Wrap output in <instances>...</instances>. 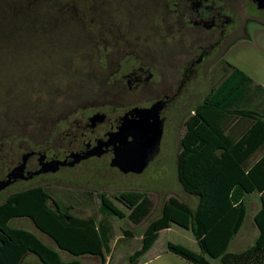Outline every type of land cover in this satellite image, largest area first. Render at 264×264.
Returning a JSON list of instances; mask_svg holds the SVG:
<instances>
[{"label":"rangeland","instance_id":"obj_1","mask_svg":"<svg viewBox=\"0 0 264 264\" xmlns=\"http://www.w3.org/2000/svg\"><path fill=\"white\" fill-rule=\"evenodd\" d=\"M94 1L90 4L92 8L100 6L101 0ZM109 2L114 7L113 10L121 7L118 5L119 2ZM39 4L31 8L32 17L37 11L47 14L54 13L61 9V5L68 6V0H59V4L57 0L55 2L47 0ZM4 7L3 1L0 2V138L23 136L37 144L47 143L52 138L49 137V133L55 127L57 118H62L68 111L80 105L89 106L101 101L98 80L94 75L88 77L91 72L90 61L98 57L99 51H90L84 49L83 46L90 42V37H92L91 41L96 42L102 35L99 33L96 35L97 31L89 32V34L86 31L87 34H85L74 21L75 18H64L68 16V13L58 14L56 22L50 26L44 22L43 25V30L49 32L47 34L50 35L49 38L52 39V35H55L54 41L59 44L60 51H57L54 56V51H44L42 55L48 62H51L52 58L53 61L57 60L56 65L52 67L53 65L46 66L37 61L33 63L31 59L40 60L42 56L29 50L30 46L24 51L20 47L36 44L35 38L40 37L39 33L31 32V30L24 31V33L21 30L8 33L7 28H19L24 25L25 20L5 14L2 11ZM235 14L237 15V12ZM261 20L260 13L246 8L240 22V30L222 59L247 75L254 85L264 88V27L260 23ZM94 21L99 20L94 19ZM110 21L116 20L110 18ZM28 25L38 26L36 23L31 25L29 22ZM155 26L156 31L150 38L151 43L143 44L148 48L146 50V53H149L148 59L160 65L157 68L163 70L168 64L162 59L167 53L163 38L164 18H156ZM38 27L42 28V26ZM153 43H155V51L151 49ZM177 43L174 44L175 47ZM13 45L17 47L16 50L10 49ZM175 54H178L177 48H175ZM86 57L90 59H88V65L87 61L83 60ZM45 60L44 64L47 63ZM217 63L207 70L201 83L194 85V88L201 94L188 98L184 111L186 114L190 113L201 97L219 82L220 69L216 66ZM179 69L180 64L172 63L171 82L173 85L179 80ZM185 120L186 118L175 120L171 131L167 134L168 138L166 137L162 143V153L140 175H123L108 167L107 170L94 169L92 171L62 170L56 175H45L35 182H19L7 192L0 194L1 204L9 193L24 190L35 184L41 185L50 196L49 205L51 207L54 205L53 201L59 203L60 207L70 205L72 206L71 215L80 218L91 217L99 221L103 216L98 210V194H104L110 198L120 210L128 215L129 210L116 202L115 197L127 191L144 192L151 201V210L147 219L140 224L134 225L126 218L123 220L113 217L106 218L110 226L111 238L109 240L110 252L106 254L104 263L99 257L90 255L75 257L58 250L55 244L40 233L27 218L11 219L9 225L33 233L58 252L64 261L75 259L80 261V264H128L129 256L140 247L144 228L148 221L159 215L165 199L175 197L189 205L195 203L192 197L183 191L176 177V156L179 151L180 138L184 133ZM255 199L257 198L254 195L250 197L253 202ZM256 202L258 204L257 200ZM252 212H254L253 209L249 207L242 227L243 232L253 223ZM124 231H127L129 235H126ZM240 239H242L241 235L232 241L228 252H239L250 244ZM167 243L182 245L193 252H199L191 232L173 225L170 229L160 232L159 238L151 250L141 257L139 264H191L167 251ZM207 260L210 264H221L218 259L207 258ZM22 264L42 263L35 255L29 253Z\"/></svg>","mask_w":264,"mask_h":264},{"label":"flooded vegetation","instance_id":"obj_2","mask_svg":"<svg viewBox=\"0 0 264 264\" xmlns=\"http://www.w3.org/2000/svg\"><path fill=\"white\" fill-rule=\"evenodd\" d=\"M2 1L27 4L47 0H0ZM109 1L119 2L121 7L113 10ZM109 1L101 0L100 6L92 8L90 4L93 0H68L69 18H75L85 34L97 31L96 35H102L96 42L91 41L90 37V42L83 46L90 51H99L98 57L90 61L91 72L89 71L88 77L94 75L98 80L101 101L89 106L80 105L62 118H57L55 127L49 133L52 138L47 143L37 144L23 136L0 138V194L19 182H35L45 175H56L62 170L92 171L107 170L108 167L120 173L116 168L110 167L114 157L111 133H117L125 121L141 120L146 124H160L158 157L162 153V143L175 120H187L190 117V113L184 112L187 100L201 94L194 85L202 82L207 70L218 62L216 66L220 69L219 82L227 78L230 64L222 58L240 30L246 8L260 13V23L264 27V10H258L253 0ZM57 3L59 4V0ZM61 13L64 12H60V9L51 14L37 11L32 17L28 10L8 12L10 17L24 18L27 24L23 28H7L8 33L31 30L40 35L35 38L36 44L20 47L24 51L30 46L29 50L42 56L40 60L31 59L33 63L37 61L46 66L57 63V60L46 61L42 54L50 49L56 52L59 44L54 41V34L51 39L47 35L48 30L46 32L41 27L29 26L28 22L33 25L40 19H47V23L50 20L54 23ZM30 18L32 19L29 20ZM110 18L116 21H110ZM156 18H164L165 22L163 38L167 53L162 59L168 64L163 70L157 68L160 65L148 59V48L143 44L151 43L150 38L156 31ZM174 42H178L177 47ZM154 44L151 49L155 51ZM175 48L178 49V54H175ZM10 49L16 50L17 47L13 45ZM86 58L83 60L88 65L90 59ZM44 60L46 64L43 63ZM174 62L180 64L179 80L175 85L171 82V67ZM119 143L120 141L116 146ZM36 187L42 186L35 184L29 188Z\"/></svg>","mask_w":264,"mask_h":264},{"label":"trees","instance_id":"obj_3","mask_svg":"<svg viewBox=\"0 0 264 264\" xmlns=\"http://www.w3.org/2000/svg\"><path fill=\"white\" fill-rule=\"evenodd\" d=\"M3 3L5 14L30 11L34 5H40L39 2ZM60 12L68 13L69 7L61 5ZM64 18L70 19L69 14ZM38 21L37 25L43 28L48 20ZM26 25L24 21L19 28ZM49 51H54V56L60 48ZM176 177L194 205L175 197L165 199L159 215L144 228L140 247L129 256L128 264H139L159 238L160 231L173 225L191 232L199 252L173 243H167L166 249L191 264H210L207 258L218 259L221 264H264L263 87L254 85L242 71L230 66L227 78L193 107L184 123L176 156ZM253 193L259 194L260 202L253 217L258 235L246 249L228 252L246 216V197ZM97 200L103 216L99 221L73 216L71 207H60L55 201L51 207L50 196L43 187L8 195L0 204V264H22L29 253L42 264H80L75 259L64 261L33 233L11 227L9 222L14 218L29 219L58 250L75 257H99L104 263L111 238L106 218H126L138 225L149 216L151 201L142 191L118 194L115 200L129 210L126 215L104 194H98ZM124 233L129 235L127 231Z\"/></svg>","mask_w":264,"mask_h":264},{"label":"water","instance_id":"obj_4","mask_svg":"<svg viewBox=\"0 0 264 264\" xmlns=\"http://www.w3.org/2000/svg\"><path fill=\"white\" fill-rule=\"evenodd\" d=\"M253 2L258 10H264V0H253ZM111 136L114 157L110 167L116 168L124 175H140L158 155L161 127L159 123L146 124L141 120L125 121L119 131L111 133ZM118 141L120 143L116 146Z\"/></svg>","mask_w":264,"mask_h":264},{"label":"crops","instance_id":"obj_5","mask_svg":"<svg viewBox=\"0 0 264 264\" xmlns=\"http://www.w3.org/2000/svg\"><path fill=\"white\" fill-rule=\"evenodd\" d=\"M251 161H254L253 159H251ZM252 195H254L257 199H255V202H253L252 200H250V197L252 196ZM256 200L258 201V204H257V202H256ZM252 208L253 209V211L254 212H252V221H253V217H254V215L256 214V212L259 210V208H260V202H259V194H256V193H253V194H250V195H248L247 197H246V216H247V212H248V208ZM246 216H245V219H246ZM245 219H244V222H245ZM244 222H243V224H242V226H241V228H240V230L238 231V233L235 235V237L232 239V241H234V239L236 238V237H238L239 235H241V237H242V239H240V241H242V242H246L247 241V244H249V245H247V247L248 246H250V245H252L253 244V242H254V240H255V238L257 237V235H258V230H257V228H256V226H255V224H254V222L252 223V225L251 226H249L244 232L242 231V227H243V225H244ZM161 232V231H160ZM160 234V233H159ZM249 240V241H248ZM232 241L230 242V244L232 243ZM239 241V242H240ZM230 244H229V246H230ZM247 247H245V249L247 248ZM229 248V247H228ZM151 250V249H150ZM149 250V251H150ZM244 250V249H243ZM242 251V250H241ZM240 252V251H239ZM234 253H236V252H234Z\"/></svg>","mask_w":264,"mask_h":264}]
</instances>
